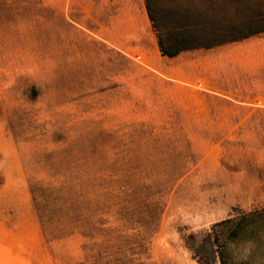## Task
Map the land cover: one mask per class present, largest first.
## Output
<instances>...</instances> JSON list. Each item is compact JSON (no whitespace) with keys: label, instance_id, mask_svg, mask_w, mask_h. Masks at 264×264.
Masks as SVG:
<instances>
[{"label":"rangeland","instance_id":"rangeland-1","mask_svg":"<svg viewBox=\"0 0 264 264\" xmlns=\"http://www.w3.org/2000/svg\"><path fill=\"white\" fill-rule=\"evenodd\" d=\"M0 264H264V0H0Z\"/></svg>","mask_w":264,"mask_h":264}]
</instances>
